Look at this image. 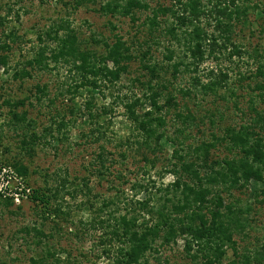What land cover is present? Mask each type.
<instances>
[{
	"label": "trees",
	"instance_id": "trees-1",
	"mask_svg": "<svg viewBox=\"0 0 264 264\" xmlns=\"http://www.w3.org/2000/svg\"><path fill=\"white\" fill-rule=\"evenodd\" d=\"M154 1L156 0H102L95 10L103 15L130 17L134 22L139 20L138 12L150 10L151 15L147 16V20L152 40H155L154 33L161 25L159 17L170 14L175 19V23H172L166 31L171 36V41H180L181 35L186 40L187 47L184 53L191 59L189 63L176 59L165 66L156 60L151 61V58H148L151 54V45H149L141 58L142 67L148 71V79L142 81L140 78H135L133 80L134 85L139 83L143 86L144 93L141 96L135 93L130 97L125 95L127 102L124 104L127 118L135 125V130L140 132L138 136L145 137L142 141L137 139L140 146H146L152 152L164 148V145H161L162 140L174 146L167 164L169 168L165 171L173 174L174 179L171 183L167 185L162 183L158 187L156 181H153L151 187L156 188L154 191L149 185L135 183L133 186L134 189H138V193L147 194L142 199L131 200L126 213H119V208H111L117 205L114 199H104L100 206L90 202L89 199L88 203H83V208L89 210L93 216L86 222L81 221V224L86 229L89 227L101 229L99 245L111 264H149L147 258L149 253L158 252L160 247L177 244L180 238L184 240L187 264H225L223 260L228 249H232L234 257L226 264H252L254 260L260 262V257H264L263 252L255 257L245 253L241 254L235 240L236 234H242L249 226L246 213L250 212L251 207L248 206L244 210L238 205V201H226L223 193L232 195L233 191H240L252 182L264 184V110L258 109V105L252 100L251 107L254 116L250 123L242 124L239 128L228 126L222 135L214 134L212 140H203L199 144H186L190 138L189 135H184L186 122L195 118L191 112L185 116L177 112V117L185 123V128H177L174 136L161 131L166 125L162 112L165 110L167 113L172 108H179L177 96L170 89L172 82L164 75L172 71V76L176 78L181 66L185 68L194 66L197 70L209 57L218 59L216 53L218 48L223 50L232 47L229 58L234 55L241 57L244 53L252 56L249 51L242 50V47L233 41L235 21H239L241 16H246L250 7L244 3L252 0H207V3L205 0H173L170 6L158 5L152 8L151 3ZM95 2L98 1L72 0L74 8ZM240 2H243V5ZM70 3L65 2L66 5ZM262 10L264 13V8ZM8 14H11V9ZM203 17L212 22L210 24L214 26V31L211 33L203 27ZM6 20L7 17L0 13V66L8 71L9 54L2 51L12 50V46L20 40V35L13 29L4 28ZM180 28H184L182 34L178 32ZM45 38L57 41V46L51 48L45 42ZM115 38L113 42H104L105 52L100 54L83 47V41L69 21L63 20L61 23H55L38 34L41 44L34 49L35 55L27 59L22 67L18 64L13 78L33 77L32 71L48 69L50 60L57 64L61 60L72 64L73 69L79 73L80 81L70 85L67 89L72 95L70 100H74L80 89L90 88L92 94L84 102L86 109L84 114L88 116L84 122L90 123L91 129L83 135L99 143L106 138L104 122L108 113L112 112V108L107 105L98 108L94 93L96 91L104 93L103 87L107 88V85H104L105 81L115 86L122 75L128 72L130 62L135 59L132 46L122 36L117 35ZM154 42L160 43L159 41ZM49 51L50 54H47ZM167 51L165 58L171 62L174 60L176 50L169 46ZM254 53L258 67L256 73L249 77L257 80L253 90L261 91L259 97L264 101V53H260L258 49H255ZM249 77L241 74L240 80ZM207 78L208 81L204 83L201 77H196V85L201 87L204 94L207 92L216 95L220 88L226 86L229 75L222 69L219 72L210 69ZM35 90L36 98L42 101L47 95L46 85L38 84ZM179 92L189 96L191 89L180 88ZM61 94L63 95V92ZM163 99L165 102L161 103ZM53 102L54 100L50 99V104ZM25 103L26 99L7 98L0 104V108L8 107L10 119L6 124L15 130L19 128L23 131L19 134L21 148L32 156L36 152L35 147L38 142L47 138V135L55 140L59 137L53 134V126L45 127L43 132L39 133L36 121L28 116V111L17 110ZM75 107L81 111V107L73 104L69 107L71 113L77 110ZM139 110H143V114ZM65 118L64 114L58 112L53 117L52 125L55 124L57 130L62 131L70 123L75 124L77 115L74 113L70 120ZM220 146L227 147L232 155L221 159L213 158L212 152ZM5 151L9 152V149L6 148ZM108 154L112 153L105 145L101 146L93 164H99L95 168L101 179H104L110 170L107 165ZM121 154L122 157L126 156L120 152ZM144 159L146 165L150 167H155L158 161L156 157L150 159L148 153L144 154ZM0 163L12 166L19 176L30 175L28 165L21 158L1 160ZM160 175L163 176V173ZM118 178L123 177L120 175ZM82 181L83 183H75L69 187V180L65 177L57 183L55 188L46 186L31 189L29 197L35 205L41 206L40 216L43 225L44 221L54 220L55 217L69 213L63 209V204L60 202L65 198L64 194L72 198H75L80 191L86 195L92 194L93 189L88 179L83 178ZM262 194L264 196V187L260 192L258 188L254 191V195L258 198ZM258 202L264 204V197ZM13 204L12 198L3 197L0 193V205L7 207ZM21 232L30 236L34 233L33 237L38 245L43 244L44 239L51 235L46 232L44 226L36 225L26 226L21 229ZM262 248L264 250V242ZM60 250L66 254L63 255L64 257L48 247L42 254L30 258V262L31 264H74L77 262L72 259L71 251ZM77 264L80 263L77 262Z\"/></svg>",
	"mask_w": 264,
	"mask_h": 264
},
{
	"label": "rangeland",
	"instance_id": "rangeland-1",
	"mask_svg": "<svg viewBox=\"0 0 264 264\" xmlns=\"http://www.w3.org/2000/svg\"><path fill=\"white\" fill-rule=\"evenodd\" d=\"M97 1L74 8L72 0H0V13L7 17L4 28L13 29L20 35V40L12 46V50L2 51L9 54L10 61L8 71L0 66V104L7 98L26 99L25 105L17 110L28 111V116L36 121L39 133H42L45 127L53 126V134L59 137L55 140L47 135V138H43L36 145L34 155L29 156L20 144L19 134L23 131L9 127L6 124L10 119L8 107L0 108V161L13 160L15 157L21 158L30 169L29 176L12 178L7 190L23 186L30 190L33 187L55 188L57 183L65 177L69 180V187L75 183H83V178H86L93 189L92 194L86 195L80 191L75 198L64 194L65 198L60 202L63 204V209L69 213L55 217L54 220L44 221V225L40 216L41 206L31 201L29 197L31 192L28 196H23L20 203H16L13 198V205L7 207L0 205V264H31L30 258L42 254L48 247L56 250L57 254L62 257L66 254L60 249L71 251L72 259L80 264H111L99 245L101 229L90 227L86 229L81 224V221L86 222L93 216L89 210L83 208V203L90 199V202L100 206L104 199H114L117 205L111 208H119V213H126L131 200L142 199L147 194L138 193V189H134L133 186L135 183L140 182L151 187L152 182L156 181L158 187L162 183L167 185L174 179L173 174L165 172L166 168H169L167 164L174 146L165 140L161 142L164 148L156 152L148 150L146 146H140L137 139L142 141L145 137L138 136L140 132L135 130V125L127 118L124 104L127 102L125 95L130 97L135 93L141 96L144 93L143 86L139 83L134 85L133 80L135 78H140L142 81L148 79V71L142 67L141 58L149 45H151V54L148 58L150 57L151 61L156 60L165 66L176 59L189 63L191 59L184 53L187 47L186 40L181 35L180 41H171V36L166 31L172 23H175V19L170 14L159 17L161 25L154 33L155 40H152L147 20V16L151 15L150 10L138 12L139 20L134 22L130 17L103 15L97 12L95 9L99 7L102 0ZM65 2L71 3L66 5ZM207 2L205 0V3ZM172 3L173 0H156L151 3V7L170 6ZM240 3L243 5V2ZM245 4L249 5L250 10L245 17L241 16L239 21H235L233 41L242 47V50L249 51L252 56L244 53L241 57L234 55L229 58L232 47L223 50L218 48L216 50L218 59L209 57L197 70L194 66L190 68L181 66L176 78L172 76V71L164 75L172 82L170 89L177 96L179 108H172L167 113L165 110L162 112L166 125L161 131L174 136L177 128H185V123L177 117V112L183 113L184 116L191 112L195 118L186 122L184 135L190 136L186 144H199L203 140H212L214 134L222 135L228 126L239 128L242 124L250 123L254 116L251 107L252 100L258 105V109L264 110V101L259 97L261 91L253 90L257 80L249 77L256 73L258 67V61L253 56L255 49L264 53V13H262L264 0H252ZM10 9L11 14H8ZM63 20L69 21L77 30L85 49H92L102 54L105 52L104 42H113L118 35L132 46L135 55V59L130 62L128 72L122 75L115 86L105 81L104 85H107V88L103 87L104 93L99 91L94 93L98 108L105 105L112 108V112L108 113L104 122L106 138L99 143L83 135L91 129V124L84 122L88 117L84 114L86 111L84 102L92 94L90 88L80 89L74 100H70L72 95L67 89L70 85L80 81L79 73L73 69L72 64L63 60L57 64L50 60V67L45 70H33V77L13 78L18 64L22 67L27 59L35 55L34 49L41 44L38 34ZM210 23L212 22L205 20V17L202 18V25L209 33L214 31V26ZM184 28L178 30L179 34H182ZM154 41L160 43L157 44ZM45 42L51 48L57 46V41L52 39L45 38ZM169 46L176 50L174 60L171 62L165 58ZM47 54H50V51ZM109 66L112 67V64L109 63ZM210 69L216 72L222 69L229 75L226 86L220 88L216 95L207 92L204 94L195 82L196 77H201V80L206 83ZM241 74L249 78L240 80ZM249 83H251L250 86H248ZM38 84L47 87V95L42 101H38L35 96V86ZM180 88L191 89V94L183 95L179 92ZM50 99L54 100L52 104H50ZM164 102V99L161 100V103ZM73 104L81 107V111L75 107L77 109V112H74L77 115L75 124L70 123L62 131H58L56 125H52L53 117L59 112L65 115L66 120H70L74 113L70 112L69 107ZM139 112L143 114L144 111L139 110ZM104 145L112 154L107 155V165L110 170L106 177L101 179L95 168L99 164H93L101 146ZM6 148L9 152L5 151ZM120 152L126 156L122 157ZM146 153L150 159L158 158L155 167L146 165L144 159ZM212 154L213 158L217 159L232 155L225 146L217 147ZM161 173L163 176L160 175ZM120 175L123 178H118ZM262 187L264 184L252 182L240 191H233L232 195L223 193L226 201H238V205L244 210L248 206L251 207L250 212L246 213L249 226L242 234H236L235 240L239 252L252 257L262 252L264 254L262 248L264 204L258 202L264 196L262 194L258 198L254 195L256 188L260 192ZM150 189L154 191L156 188L151 187ZM35 225L44 226L46 232L51 233L41 245L37 244L33 237L34 233L30 236L21 232L22 228ZM233 257L232 249H228L223 262L226 264ZM147 258L149 264H187L184 240L180 238L177 244L160 247L158 252L152 251ZM260 259V262L254 260L252 264H264V257Z\"/></svg>",
	"mask_w": 264,
	"mask_h": 264
},
{
	"label": "built area",
	"instance_id": "built-area-1",
	"mask_svg": "<svg viewBox=\"0 0 264 264\" xmlns=\"http://www.w3.org/2000/svg\"><path fill=\"white\" fill-rule=\"evenodd\" d=\"M19 176L17 172L13 169L12 166L2 165L0 163V193L3 194L4 197L14 198L16 203L21 202V198L24 196H28L31 192L30 189H26V187H15L14 190H7V186L10 183L12 178H17ZM21 184V183H20Z\"/></svg>",
	"mask_w": 264,
	"mask_h": 264
}]
</instances>
